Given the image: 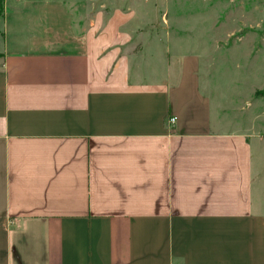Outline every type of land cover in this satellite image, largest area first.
<instances>
[{"label":"crops","instance_id":"1","mask_svg":"<svg viewBox=\"0 0 264 264\" xmlns=\"http://www.w3.org/2000/svg\"><path fill=\"white\" fill-rule=\"evenodd\" d=\"M103 22L3 0L0 264H264V125L213 117L200 54Z\"/></svg>","mask_w":264,"mask_h":264},{"label":"rangeland","instance_id":"2","mask_svg":"<svg viewBox=\"0 0 264 264\" xmlns=\"http://www.w3.org/2000/svg\"><path fill=\"white\" fill-rule=\"evenodd\" d=\"M53 1L81 24L97 18L105 23L115 12L135 22L130 28L135 51L147 44L168 46L178 57L200 54L213 117L229 120L233 130L243 129L248 116L256 128L264 125V0ZM58 23L56 35L66 34L62 18ZM39 31L54 35L48 28ZM251 142L253 196L264 199V146Z\"/></svg>","mask_w":264,"mask_h":264},{"label":"built area","instance_id":"3","mask_svg":"<svg viewBox=\"0 0 264 264\" xmlns=\"http://www.w3.org/2000/svg\"><path fill=\"white\" fill-rule=\"evenodd\" d=\"M167 122H168L170 125H174L175 122H176V118H175V117H170V118H168Z\"/></svg>","mask_w":264,"mask_h":264},{"label":"trees","instance_id":"4","mask_svg":"<svg viewBox=\"0 0 264 264\" xmlns=\"http://www.w3.org/2000/svg\"><path fill=\"white\" fill-rule=\"evenodd\" d=\"M3 11V0H0V15L2 14Z\"/></svg>","mask_w":264,"mask_h":264}]
</instances>
